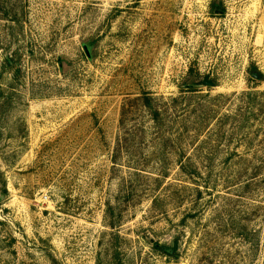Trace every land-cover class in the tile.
<instances>
[{
	"label": "rangeland",
	"instance_id": "374dc122",
	"mask_svg": "<svg viewBox=\"0 0 264 264\" xmlns=\"http://www.w3.org/2000/svg\"><path fill=\"white\" fill-rule=\"evenodd\" d=\"M0 264H264V0H0Z\"/></svg>",
	"mask_w": 264,
	"mask_h": 264
},
{
	"label": "water",
	"instance_id": "95a60500",
	"mask_svg": "<svg viewBox=\"0 0 264 264\" xmlns=\"http://www.w3.org/2000/svg\"><path fill=\"white\" fill-rule=\"evenodd\" d=\"M84 50H85L87 56L90 58V53H89V49H88V47L85 46V47H84Z\"/></svg>",
	"mask_w": 264,
	"mask_h": 264
},
{
	"label": "trees",
	"instance_id": "16d2710c",
	"mask_svg": "<svg viewBox=\"0 0 264 264\" xmlns=\"http://www.w3.org/2000/svg\"><path fill=\"white\" fill-rule=\"evenodd\" d=\"M148 105H150V104H148ZM149 108H151L150 106H148ZM157 113V112H156ZM157 115H158V113H157ZM157 120V119H156Z\"/></svg>",
	"mask_w": 264,
	"mask_h": 264
}]
</instances>
